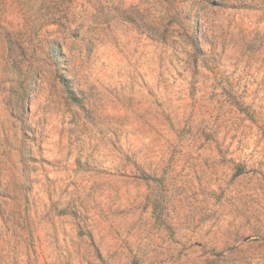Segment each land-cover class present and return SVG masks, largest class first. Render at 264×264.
Wrapping results in <instances>:
<instances>
[{"label":"rangeland","instance_id":"obj_1","mask_svg":"<svg viewBox=\"0 0 264 264\" xmlns=\"http://www.w3.org/2000/svg\"><path fill=\"white\" fill-rule=\"evenodd\" d=\"M161 1L0 0V264H264V0Z\"/></svg>","mask_w":264,"mask_h":264},{"label":"trees","instance_id":"obj_2","mask_svg":"<svg viewBox=\"0 0 264 264\" xmlns=\"http://www.w3.org/2000/svg\"><path fill=\"white\" fill-rule=\"evenodd\" d=\"M198 2L204 4L203 6H201V8L204 7H210V6H215V0H197ZM161 3H163V11L164 14L167 16L168 18V22L170 23V21H177L178 24V28L186 34V30L183 28L182 23L179 22V20H177V18L180 17L181 15V10L178 8V6L176 5V3H174V0H163L161 1ZM167 31V30H164ZM54 47V43H52V48ZM192 47L196 48V43L195 41L192 39ZM59 55H60V51L57 52V55L55 54V57L57 59H55V61L53 63H55L56 66V70L58 71V79L59 82L62 84L65 94L66 96L74 103H78L79 101L76 99L75 95L73 94L68 81L66 80V78H64L63 76V72L65 71V68H63L60 63H59ZM60 72H62L60 74Z\"/></svg>","mask_w":264,"mask_h":264}]
</instances>
